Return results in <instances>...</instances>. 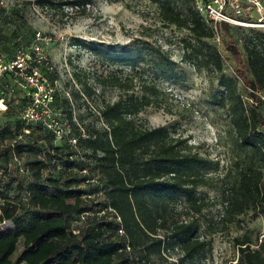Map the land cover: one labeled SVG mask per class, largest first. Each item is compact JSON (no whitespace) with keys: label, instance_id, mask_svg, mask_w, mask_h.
I'll list each match as a JSON object with an SVG mask.
<instances>
[{"label":"trees","instance_id":"16d2710c","mask_svg":"<svg viewBox=\"0 0 264 264\" xmlns=\"http://www.w3.org/2000/svg\"><path fill=\"white\" fill-rule=\"evenodd\" d=\"M152 1L163 23L190 34L185 60L198 71L220 72L222 58L210 42L216 37L214 27L197 13L194 0ZM33 4L57 13L85 5L82 0H35ZM30 5L20 1L10 15L26 21ZM240 29H249L251 36L240 44L231 42L227 50L252 104L229 85L221 100L235 133V172L220 177L219 163L192 153L185 139L174 138L165 127L137 124L144 109L158 106L161 92L155 83H144L142 95L122 93L105 104L99 111L105 125L102 131L83 132L68 112L60 141L33 123L43 134L40 141L22 144L16 140L23 130L17 122L16 134H8L13 143L4 148L0 168V224L10 223L0 229V264H148L174 247L185 260L204 259L211 247L200 234L198 220L177 222L173 214L182 199L199 214L205 202L196 198V190L213 181L221 190L227 223L237 221L251 207L264 217V101L259 98L264 97V32L218 25L219 36ZM14 49L0 46V55H11ZM105 81L124 92L130 89L115 73ZM25 151L32 158L23 172L10 161ZM74 221L81 224L72 226ZM236 244V260L229 264H264V238L236 239Z\"/></svg>","mask_w":264,"mask_h":264},{"label":"rangeland","instance_id":"374dc122","mask_svg":"<svg viewBox=\"0 0 264 264\" xmlns=\"http://www.w3.org/2000/svg\"><path fill=\"white\" fill-rule=\"evenodd\" d=\"M20 1L23 0H0V46L6 50L17 46L29 50L36 33L51 39L40 42L46 58L41 70L52 90L51 111L62 123L71 112L72 121L83 132L102 131L105 125L99 111L105 104L115 102L122 93L142 95L144 83H155L161 92L158 106L144 109L137 124L165 127L174 138L185 139L192 153L219 163L220 177L235 172V133L221 100L229 85L243 101L252 104L249 91L235 75L236 64L227 50L231 42L240 44L241 39L250 37L249 29L220 34L219 39L211 40L221 55L223 68L220 72L198 71L184 58L190 34L163 23L152 0H82L84 8H65L62 13L36 9L35 0H24L32 5L27 7L23 22L10 15L11 8ZM252 14L256 20L258 15ZM110 73L117 74L130 89L124 92L111 86L105 81ZM27 98L28 90L14 84L5 103L7 109L0 111V168L4 148L13 143L8 134H16L17 122L23 130L16 140L22 144L40 141L43 135L33 123L25 124L21 119ZM259 98L264 101L263 96ZM30 158L32 155L25 151L21 158L14 155L10 163L25 172ZM195 196L205 202L199 214L182 199L174 208L173 217L177 222L197 219L202 238L210 244V253L191 262L183 259L180 249L174 247L165 250L162 259L152 258L148 264H229L237 257L236 239L249 237L255 242L264 238V217L256 208L251 207L233 223L223 219L218 182L199 187ZM80 224L74 221L72 226ZM9 226V222H3L0 229Z\"/></svg>","mask_w":264,"mask_h":264},{"label":"built area","instance_id":"2783aa9c","mask_svg":"<svg viewBox=\"0 0 264 264\" xmlns=\"http://www.w3.org/2000/svg\"><path fill=\"white\" fill-rule=\"evenodd\" d=\"M194 8L212 23L217 39L220 24L264 29V0H194ZM253 12L258 15L256 20ZM43 40L51 39L36 33L29 50L16 48L11 55H0V111L7 109L5 103L14 91V84H17L28 90V103L23 108L22 121L41 124L60 141L64 136L63 125L51 111L52 90L48 89L41 70L46 62L40 46ZM70 142L74 145L76 140Z\"/></svg>","mask_w":264,"mask_h":264}]
</instances>
